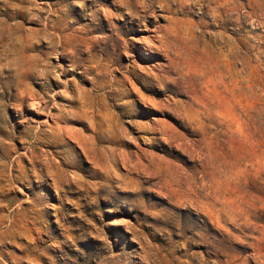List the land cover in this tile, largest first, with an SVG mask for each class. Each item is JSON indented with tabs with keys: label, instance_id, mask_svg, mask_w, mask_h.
I'll return each instance as SVG.
<instances>
[{
	"label": "rangeland",
	"instance_id": "obj_1",
	"mask_svg": "<svg viewBox=\"0 0 264 264\" xmlns=\"http://www.w3.org/2000/svg\"><path fill=\"white\" fill-rule=\"evenodd\" d=\"M0 264H264V0H0Z\"/></svg>",
	"mask_w": 264,
	"mask_h": 264
},
{
	"label": "bare ground",
	"instance_id": "obj_2",
	"mask_svg": "<svg viewBox=\"0 0 264 264\" xmlns=\"http://www.w3.org/2000/svg\"><path fill=\"white\" fill-rule=\"evenodd\" d=\"M40 107V106H39ZM55 174V173H54Z\"/></svg>",
	"mask_w": 264,
	"mask_h": 264
}]
</instances>
